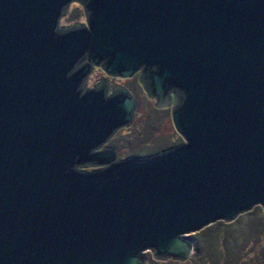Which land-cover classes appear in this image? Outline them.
<instances>
[{"label":"water","instance_id":"1","mask_svg":"<svg viewBox=\"0 0 264 264\" xmlns=\"http://www.w3.org/2000/svg\"><path fill=\"white\" fill-rule=\"evenodd\" d=\"M94 67L139 71L183 142L119 159L104 145L138 104ZM258 205L264 0H0V264L186 260Z\"/></svg>","mask_w":264,"mask_h":264},{"label":"rangeland","instance_id":"2","mask_svg":"<svg viewBox=\"0 0 264 264\" xmlns=\"http://www.w3.org/2000/svg\"><path fill=\"white\" fill-rule=\"evenodd\" d=\"M85 23L84 7L78 3L68 7L63 16L61 28ZM104 79H110L109 92L119 87L132 89L138 104V110L132 124L118 129L117 136L104 145L113 147L112 144L114 143L119 146V159L132 155L154 154L165 147L175 146L183 142L182 136L176 131L172 122V107L158 108L156 106L155 99L148 95L139 71L137 75L130 78H120L107 75L101 67H94L88 85L92 87L94 83ZM87 169L91 170L92 168L88 167ZM218 222H221L223 227H220ZM260 230L264 233V207L258 205L231 222L217 221L192 233L196 243L194 255L188 259H156L153 257V252L147 250L146 264H216L220 258L224 259L225 257L223 248L220 246L222 243L226 244V241L230 245L227 264L235 262L239 250H245L246 247L248 252L246 258L249 259L258 252L256 250H259V253L263 252V244L257 240ZM219 231L223 232L221 236L218 235ZM200 236L202 242L198 245L199 251L196 252L197 241ZM240 261L244 262L243 259Z\"/></svg>","mask_w":264,"mask_h":264},{"label":"trees","instance_id":"3","mask_svg":"<svg viewBox=\"0 0 264 264\" xmlns=\"http://www.w3.org/2000/svg\"><path fill=\"white\" fill-rule=\"evenodd\" d=\"M112 145H113V147L117 151L119 150V146H117L114 143ZM218 224H219L220 227H223L222 226L223 224L221 222L220 223L218 222ZM261 229H263V228H261ZM222 231L221 232L219 231L220 233L218 235L221 236L223 234ZM198 238L199 239L197 241V249L195 250L196 252H197V250L199 251L198 245L202 242V237L200 236ZM257 240L260 241V244H263V248H262L263 249V252L261 250L262 253H259V250H256L258 252L255 253V255L253 257L247 259L246 258V255L248 254V252L246 251V249H247V247H246V248H244L245 250H243V249L242 250H239V252H238V254H237L236 258H235V262L230 263V264H235V263H238V264H264V233H263L262 230L259 231ZM210 246H211V244L209 245V247ZM219 246H217V247H219ZM220 248H223L222 251H223L225 257L223 256L224 259L223 258H220V260L216 264H219V263H221V264H227L226 263V260H228V258H229L228 257V254L230 253V245L226 241V244H223L222 243L221 246H220ZM242 259L244 260V262L240 261Z\"/></svg>","mask_w":264,"mask_h":264},{"label":"flooded vegetation","instance_id":"4","mask_svg":"<svg viewBox=\"0 0 264 264\" xmlns=\"http://www.w3.org/2000/svg\"><path fill=\"white\" fill-rule=\"evenodd\" d=\"M101 82H102V81L94 83V84L92 85V87L95 86V85H97V84L100 85Z\"/></svg>","mask_w":264,"mask_h":264}]
</instances>
